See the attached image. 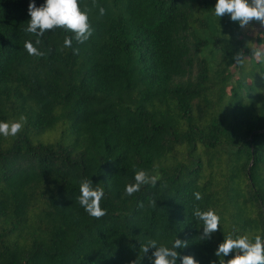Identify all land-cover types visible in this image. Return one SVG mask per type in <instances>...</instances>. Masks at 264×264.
I'll return each instance as SVG.
<instances>
[{
  "label": "trees",
  "instance_id": "obj_1",
  "mask_svg": "<svg viewBox=\"0 0 264 264\" xmlns=\"http://www.w3.org/2000/svg\"><path fill=\"white\" fill-rule=\"evenodd\" d=\"M30 2L45 0H0V122L25 118L0 135V264H151L141 245L175 238L219 264L229 233L264 238V68L244 72L239 23L216 0H78L93 29L80 44L28 33ZM57 132L67 145L42 140ZM139 169L157 182L128 196ZM82 179L104 189L102 218L78 203ZM196 207L221 217L208 239Z\"/></svg>",
  "mask_w": 264,
  "mask_h": 264
},
{
  "label": "clouds",
  "instance_id": "obj_2",
  "mask_svg": "<svg viewBox=\"0 0 264 264\" xmlns=\"http://www.w3.org/2000/svg\"><path fill=\"white\" fill-rule=\"evenodd\" d=\"M105 10L100 8V15H104ZM214 14L216 17H222L225 14L230 16L233 22H238L241 28H246L250 22L257 21L264 27V0H216ZM28 33L42 37L46 31L56 28H63L65 31L74 33L77 43L86 42L92 35L93 29L89 23L87 9L81 10L78 0H45L37 7L34 2L28 5ZM40 39H36L35 44L39 45ZM65 47L72 46V38L66 37ZM24 49L29 56H44L45 53L33 45L31 41H25ZM78 49H73L74 54H78ZM253 57L258 62H264V50L257 49L253 52ZM245 55L238 52L233 59L236 64L243 63ZM25 118L20 117L19 121L0 122V135L4 137L16 136L23 128ZM158 177L149 175L143 169L135 171L134 183L125 187L128 196L140 191L142 185L152 184L155 186ZM97 184L93 186L89 179H82L79 185L78 203L85 212L92 218H102L106 215V210L101 207V201L104 198V189ZM195 199L202 197L199 192L194 193ZM153 205L155 201L151 202ZM193 216L202 224V233L199 239L204 240L211 237L213 233L220 230L221 217L212 209L202 211L199 207L193 210ZM187 242L175 238L168 244L159 243L155 239L148 240L141 245V257L147 255L151 264H198V261L191 255H179L177 249L186 248ZM234 253L231 259L225 261L227 257ZM214 255L219 259V264H264V238L256 235L250 239L248 235L234 236L232 233L224 236L223 242L217 246ZM133 264H139V259Z\"/></svg>",
  "mask_w": 264,
  "mask_h": 264
},
{
  "label": "rangeland",
  "instance_id": "obj_3",
  "mask_svg": "<svg viewBox=\"0 0 264 264\" xmlns=\"http://www.w3.org/2000/svg\"><path fill=\"white\" fill-rule=\"evenodd\" d=\"M241 37L245 42H247L248 48L250 49H260L264 50V27H262L259 22L257 21H252L246 28H241ZM244 72H246L250 68H264V62H258L252 58V63L250 64L249 60L244 61ZM232 73V80H235L237 77L236 71L234 69H231ZM251 81H254L253 78L248 77L246 79V83L250 84ZM228 91V88L226 89ZM61 131V130H60ZM58 133L55 134H45L44 137H42V140H52V141H58L62 143L63 145H67L69 142V137H67L65 134L59 135Z\"/></svg>",
  "mask_w": 264,
  "mask_h": 264
}]
</instances>
